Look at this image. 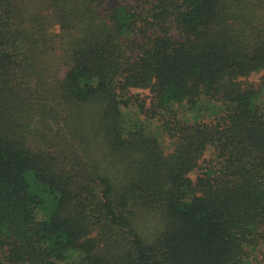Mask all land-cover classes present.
<instances>
[{
	"label": "trees",
	"instance_id": "1",
	"mask_svg": "<svg viewBox=\"0 0 264 264\" xmlns=\"http://www.w3.org/2000/svg\"><path fill=\"white\" fill-rule=\"evenodd\" d=\"M260 70L264 0H0V264H264Z\"/></svg>",
	"mask_w": 264,
	"mask_h": 264
},
{
	"label": "rangeland",
	"instance_id": "2",
	"mask_svg": "<svg viewBox=\"0 0 264 264\" xmlns=\"http://www.w3.org/2000/svg\"><path fill=\"white\" fill-rule=\"evenodd\" d=\"M111 4H112V1H109L106 7H109ZM263 73H264V70H260L257 72H253L250 75L243 78V80H247V81L251 82L256 87L261 86L260 87V94L257 98V102H259L260 104H264V83L261 84V78H262ZM140 91L142 93H145V91H143V90H140ZM216 107H218V108L216 109ZM219 108H220V106L217 102H214V101H211L208 99H203V100H201L198 108H196L195 111L188 112L189 113L188 116L191 117L188 119L195 120V119H200V118L202 119V117H208V119H209L214 114V112L216 110H219ZM125 121L127 124H130V123L141 124L142 123L145 125V127L148 131H151V132L159 135V130H157L158 127H157V124L155 123V120H147L145 118H142L140 116L139 112L132 107H129L128 110H125ZM159 138H161V137H159ZM210 155H211V149H209L206 152L205 156L207 157ZM197 173H198L197 170L194 171L192 173V176L195 177ZM50 211H51V205L47 204V209L39 210L37 213V216L40 219L46 218Z\"/></svg>",
	"mask_w": 264,
	"mask_h": 264
}]
</instances>
